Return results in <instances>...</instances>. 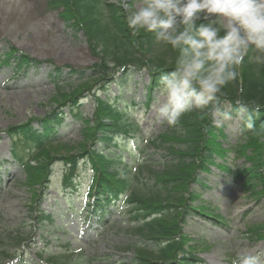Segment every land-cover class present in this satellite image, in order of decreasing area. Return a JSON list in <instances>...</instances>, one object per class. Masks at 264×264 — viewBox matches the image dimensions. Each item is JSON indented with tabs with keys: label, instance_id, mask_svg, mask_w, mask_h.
Wrapping results in <instances>:
<instances>
[{
	"label": "trees",
	"instance_id": "16d2710c",
	"mask_svg": "<svg viewBox=\"0 0 264 264\" xmlns=\"http://www.w3.org/2000/svg\"><path fill=\"white\" fill-rule=\"evenodd\" d=\"M115 1L50 2V8L60 10L68 27L84 33L98 63L87 70H71L79 83L68 91L58 88L54 102L59 109L5 132L11 142V156L24 170L35 203L43 201L42 196L50 188L54 166L58 162L63 161L68 167L64 190H72L78 184L79 164L82 161L89 164L92 172L86 193L88 208L92 210L89 214L103 218L111 206L119 209L121 204L120 208H125L126 214L135 221L138 236L154 243L153 249L138 246L133 264H205L185 233L191 212L204 215V210L193 207L198 198L194 186L203 183L200 176L210 172V166L215 165L237 179L241 189L252 194L257 202L264 200V68H260L257 75V68L245 61L238 70V77L222 90L219 113L224 114L226 104L231 106L229 114L243 113L240 140L229 149L222 147L221 142L225 138V127L214 125L213 114L198 110L185 114L179 126L168 127L154 139L141 140L139 137L136 140L142 133L140 124L127 118L124 111L99 94L105 96L108 87L117 82L112 78L117 72H126L127 77L132 70H148L151 78L148 90L151 93L157 91L160 75L174 68L177 53L168 46L157 44L150 33L133 34L126 23L127 11ZM136 1L131 0L130 6ZM6 46L4 54H0V68L14 69L16 79L27 76L31 69L41 64L20 54L13 46ZM52 69L51 79L63 74L61 68L54 66ZM95 85H100V92L91 95L94 111L89 118L81 107ZM67 113L81 125L85 140L76 154L65 157L63 154H71L73 149L69 146L60 148L58 136ZM131 140H136L135 148L130 150L132 160L124 164V155L119 149L127 148L119 146L118 142L130 143ZM152 149L166 152L165 160L160 164L154 161V153H149ZM241 159L249 166L234 165ZM156 165L160 167L156 168ZM212 218L222 221L219 216ZM245 236L252 245L264 242V224L249 226ZM9 239L12 246H18L24 237L12 235ZM11 254L0 246L3 261L15 257ZM79 257V261L84 260ZM21 259L23 262L24 258ZM49 262L68 264V258Z\"/></svg>",
	"mask_w": 264,
	"mask_h": 264
},
{
	"label": "rangeland",
	"instance_id": "374dc122",
	"mask_svg": "<svg viewBox=\"0 0 264 264\" xmlns=\"http://www.w3.org/2000/svg\"><path fill=\"white\" fill-rule=\"evenodd\" d=\"M51 1L0 0V54H4L6 45H11L20 54L41 62L27 76L18 79L13 76L11 67L0 68V246L15 256L5 261L0 258V264H21L23 253L25 264H52L49 260L58 258L65 261L68 258V264H133L137 247L153 249L154 243L138 236L135 221L126 214L125 208H120L121 204L119 209L110 208L103 218L93 214V217L87 216L85 194L92 178L89 164L85 161L79 164L78 184L72 190H64L68 167L65 162H58L54 166L50 188L42 196L43 201L35 203L26 174L14 163L10 153L11 142L5 132L52 113L58 108L54 102L58 88L68 91L79 83L71 70H87L98 63L84 33L68 27L60 10L50 8ZM130 1L116 0L115 3H120L126 10L125 4L130 6ZM54 66L63 72L55 80L49 77ZM125 74L117 72L113 75L117 82L108 87L105 96L99 95L107 97L125 112L127 118L140 124L142 133L136 140L139 137L151 140L165 133L169 126L158 117V90L152 93L148 90L151 82L148 70H132L127 77ZM99 88L100 85H95L92 93L83 100L81 110L89 118L94 111L91 95L100 92ZM226 105L224 114L229 119L225 120L224 114L217 113L214 125L225 127V138L221 142L222 147L229 149L240 140L243 113L231 115L230 106ZM35 127L38 128V124ZM59 135L60 148L69 146L73 149L71 154H63L65 157L76 154L85 140L81 125L68 113ZM136 140L118 142L119 146L127 148L119 149L124 155V164L131 163L130 150L135 148ZM149 153H154L152 159L159 164L167 157L164 151L152 149ZM235 164L249 166L244 159ZM200 178L203 183L194 186L198 198L193 207L204 210V215L191 212L185 227L189 243L197 247L200 259L205 264H231L240 251L264 253V242L252 245L245 236L249 226L264 224V200L257 202L252 194L241 189L237 179L215 165ZM215 216L222 221L214 220L212 217ZM41 218L43 220L39 221ZM88 220L91 222L87 223ZM12 235L23 236L22 244L12 246L9 239ZM79 256L84 260L79 261Z\"/></svg>",
	"mask_w": 264,
	"mask_h": 264
},
{
	"label": "clouds",
	"instance_id": "9594fccd",
	"mask_svg": "<svg viewBox=\"0 0 264 264\" xmlns=\"http://www.w3.org/2000/svg\"><path fill=\"white\" fill-rule=\"evenodd\" d=\"M125 8L133 34L150 33L177 53L158 82L156 111L169 127L196 110L217 114L245 61L257 75L264 68V0H139ZM231 264H264V253L240 251Z\"/></svg>",
	"mask_w": 264,
	"mask_h": 264
}]
</instances>
